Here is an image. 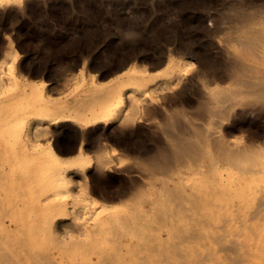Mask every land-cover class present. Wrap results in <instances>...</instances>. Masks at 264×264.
<instances>
[{
	"label": "rangeland",
	"instance_id": "rangeland-1",
	"mask_svg": "<svg viewBox=\"0 0 264 264\" xmlns=\"http://www.w3.org/2000/svg\"><path fill=\"white\" fill-rule=\"evenodd\" d=\"M3 2L0 6V258L5 261H0V264H103L105 257L99 250L89 253L95 247L124 250L123 255H115V264H228V252L224 250V244L229 239L235 238L238 233L244 236L256 233V229L262 231L264 217L252 219L250 216L252 222L246 212L242 215L240 213V216L226 213L222 210L225 206L219 208L215 204L217 202L209 203L204 196L196 199L197 204H182L188 210L183 213L179 209L180 205L172 203L163 194L161 190L167 177L172 186L175 183L174 188L182 191L185 179L180 176L189 171L191 176H196L199 167L179 165L176 168L179 171L175 169L174 172L160 174L162 177L153 172L150 174L149 171L144 174L146 171L143 172L138 163L143 158L147 161L153 155L144 150L157 148L171 153L162 131L161 113H153L157 115L155 118L158 121L154 122V119H146V111L142 110V116H145L139 120L137 116H140L138 114L141 108L133 102H126L122 113L128 116V122H135L126 132L118 125L81 131L71 124L61 123L50 126L48 133L40 138H36L33 133H25L22 113L29 105L37 113L43 108L39 95H35L32 101L25 96L23 87L28 81L36 87H40V81L50 83L48 91H52L51 97L59 100L60 106L63 105L61 109H66L73 102L72 96L75 97L77 91L80 93L86 88L83 79L89 81L90 76L98 75L99 83L106 84L111 77L136 63L150 77L149 86L156 87L163 81L167 62L173 58L181 63L179 65L183 67L187 77L202 71L199 74L204 76H200L199 80L202 81L199 84L203 86L194 85L186 91L181 87L177 88L170 95L181 94V101L171 102L167 107L179 111L182 109L181 113L184 114L182 119H178L184 123L188 118L203 131H211L216 123L229 128L236 112H243L241 108L231 111L230 115L223 118H208L205 116L207 113H201L196 104L200 103L202 91L208 87L213 88L214 84L215 87L220 85L224 89L231 87L227 70L223 72L226 68L223 48L231 39L234 41L231 40L232 44L228 45L232 49L236 39L250 37L248 26L251 29L255 23H264V16L258 14L260 12L264 15V0H24L13 5L6 4L5 0ZM250 8L253 14L259 16L254 14L252 21L245 17L246 13L252 14L248 13ZM234 9L237 11L236 16L233 15L236 12ZM211 67L218 69L211 70ZM207 68H210V72ZM5 111L17 112L18 116L4 120L1 115ZM41 114L44 115L43 112ZM242 117L251 124L245 122L241 127L230 130L231 132L226 130V139L232 144L262 146L264 138H257L255 133L259 126L264 125V109L247 112ZM6 122H11V127ZM159 127L161 128L158 129ZM155 130L157 133L152 132ZM99 136L101 141L97 139ZM82 137L85 139L84 150L88 156L95 158V151H99L100 155H108L107 159H115V164L107 170L94 166L85 175L69 174L65 176V182L60 181L63 166L66 167L77 154ZM49 143L57 147L56 151L63 160H57V163L51 155L44 160ZM206 146L208 149L204 147V151L210 150V153L212 149ZM42 148L44 154L41 152ZM141 149L146 155L144 152L141 155ZM137 155L143 158L139 159ZM136 157L140 162H136ZM55 162L57 164H53ZM132 164L139 168L136 169ZM46 165L52 167L48 168ZM55 170L59 171L56 172L57 177ZM48 172L50 175H47ZM150 175L152 179L155 177V181L147 179ZM177 184L179 187H176ZM133 191L144 193L130 201L133 204L130 205L129 199L127 203V196ZM157 193L161 195L158 198ZM223 197L229 198L227 194ZM64 211L70 214L68 223H80L84 228H68V231L66 228L62 230L57 224L51 229L50 220ZM159 212L161 219L157 218ZM135 214L143 227L145 225L147 230L142 228L145 234L141 230L137 236L128 233L120 238L102 227L109 217L136 216ZM247 216L252 225L257 223V228H253L254 225L248 228ZM96 223H100L99 230H95ZM240 223L241 226L238 225ZM249 229L253 232H248ZM185 234L192 236L186 237ZM174 248L180 250L181 254L172 253ZM127 250H137V253H128ZM160 251H163L162 254Z\"/></svg>",
	"mask_w": 264,
	"mask_h": 264
},
{
	"label": "bare ground",
	"instance_id": "bare-ground-1",
	"mask_svg": "<svg viewBox=\"0 0 264 264\" xmlns=\"http://www.w3.org/2000/svg\"><path fill=\"white\" fill-rule=\"evenodd\" d=\"M18 1L23 2L24 0H5L6 4H8V5H13ZM0 2H2V3H0V6H2L4 4L3 0H1ZM237 10H238V8H237ZM250 10H251V8H250ZM250 10L248 11V13L252 12V14L246 13V16H245L246 19L248 18L247 20L253 19L255 16L254 14H256V13L253 14V11L252 10L250 11ZM262 10H261V12H263ZM239 11H241V10H239ZM255 12H257V10H255ZM236 13H237V11L235 13H233V15H235ZM243 13L245 15V11ZM238 14H239V12H238ZM258 14H262L261 16H264L263 13L259 12ZM258 14H256V15L258 16ZM240 16L243 17L242 15H240ZM240 16H239V18H240ZM243 19H242V21H243ZM246 19H245V21H246ZM239 20H241V19H239ZM256 20H258V19H256ZM251 24L252 23H250V25ZM237 27H238V24H237ZM247 29H249V31H250L249 32L250 37H244L245 39H243V37L241 39V37H240L239 40L236 39L237 42H235L234 45H232L233 46L232 49H231V46L229 47V45L232 44V41H234L231 38L230 39L232 41L230 40L227 42L225 40L229 45L228 44L225 45L226 43L223 44L225 46L223 48L224 50H223L222 54H223V57H224L223 59L225 60L224 62L226 63V66L224 63H222V64H224V67H226V68L225 69L223 68L224 71H223V69H221V70L223 72H225V70H227L226 73L229 74L230 80L232 82L231 87L228 89H224V88H220L219 87L220 85L215 87V84H214V86L212 85L213 88L208 87L206 90L204 89L205 91L204 90L202 91V89H200L202 91L201 98H199L200 103L199 104L195 103L196 105H198V108L200 109L201 113H204V114H205V112L207 113V114H205V116L206 117L208 116V118L209 117L213 118V116H219V118H223L226 115H230L231 111L234 112L237 108H241L242 109L241 111H243V112H241V113L236 112L235 116L231 120V125L229 128L228 127L225 128L222 123H216L215 122L216 124L214 125V128L211 127L212 128L211 131H209V129L207 131H205V130L203 131V129L201 130L199 128V126H196L192 122H190V120L188 118L187 119L184 118L187 116L183 117L184 120L186 119V121L184 123L178 119V117H180L182 119V115L184 114V113H181L182 109L179 111L177 109L175 110V109H172L170 107L169 108L167 107L169 103H171V102L172 103H174V102L178 103L177 101L180 100L181 94L179 95V93H178L177 95H172L173 92H176L175 90L177 88L181 87V89L186 91V90H188L187 88H190V87L192 88V87H194V85L199 86L200 85L199 79L201 78L200 76H202V77L204 76V75L199 74L200 72H202V71H199V73L197 72L198 74L195 73L194 75L187 77L184 70L182 69L183 67L181 68L179 65L180 62H176V60H174L173 58H170L169 62H167L168 63L167 64V70L165 72L163 81L160 85H158L156 87L149 86L148 82L150 80V77L146 74V71H144L140 66H138L136 63H134V64L129 65V67H127V69H125L121 73L117 74L116 76L114 75L115 77H113V78L111 77L110 81L107 82L106 84H103L101 81H100L101 83H99V80H100L99 77L100 76H98V75L90 76L89 78H91V79L89 81H86L83 79V85L86 88L83 91H81L80 93H79V91H77L78 93L76 95L74 94L75 97L72 96L74 98L73 102L66 109H61L60 107L61 106L63 107V105L60 106L59 100L57 98L54 99L51 97L50 94L52 93V91L51 92L48 91L49 87H50V83L45 82V81H40V87H36L34 85V83H30L28 81L23 87V92H24L25 96L28 99H31L30 101H32L33 100L32 98H34L35 95H39L43 101V108L41 111H39V113L34 112L33 106H30V105L27 106V108L25 110H23L22 116L25 120V123L23 122L24 129L26 130L25 133L27 132L28 135L33 133L32 135H35L36 138H40L43 136V134L46 135V133H48V130H50V126L61 124V123L71 124L81 131H84V130H86L88 128H92V127H96V128L100 127V129H101V127L105 128V127H108L110 125H118L122 130L125 131V130L129 129L130 127L134 126L135 122L130 123L127 121V120H129L128 116L123 115V113H122L123 112V105L126 102H130V103L133 102V103L137 104L138 107L141 108L140 113L138 114L140 116H137L139 118V120L143 119L144 116L146 115L147 116L146 119H148L149 121L155 120L154 122H158V121H156L157 115H154L153 113H161L162 114L163 118L160 116L162 118V121L160 120L161 121V127H162L163 134L165 136V139L167 141L169 150L171 151V153H167V152L161 151L157 148H147V150H144V151L145 152L147 151L149 153L152 152L151 155L153 154L151 156V158L148 159L147 161L144 160L143 157H139L137 155L139 159L143 158V160H141V162L143 161V163H141L139 161V159H137V157H136V162H137V160H138V162H140V163H138V166L141 168V170L143 168V170H144L143 172L146 171L144 174H146L147 171H149L150 174H152V172H153L154 174L156 173L159 175L163 174V173L174 172L175 169L177 168V166H179V165H184V166L190 165L192 167H199V170H198V173L196 176L195 175L191 176L189 174L190 171L189 172H183L182 171L183 175L181 173L182 176H180V177L182 179H185V183H184V185H182V187L184 186V190H182V191H178L176 188H174L175 183H174V186H172L173 184L171 185V182L169 181L168 177L164 180L165 184L163 185L161 191L164 192L163 194L165 196H167L168 198L171 199L172 203L180 205L179 209L182 210L183 213H185L188 210H187V208L182 207V204H185L186 202H189V204L190 203H192V204L196 203L197 204L198 201H196V199L204 196L208 201H210L209 203H211L212 201L217 202L215 204L219 208L225 206V208L222 210L224 212L226 211V213H230V214H234V215L237 214L238 216H240L239 215L240 213L242 215V213L246 212V214H249L248 216H249L250 221H252L253 218L254 219L257 217L262 218V217H264V144L262 146H257V145L247 144V143H244V144L233 143L232 144V142L230 143V141L228 139H226L227 136L224 135V132L226 130H229V132H231L233 129L241 127L242 124H244L245 122L247 123L248 120H245L244 117H242L245 114H247V112H250V111L254 112V110L257 111V109H261V110L264 109V23H259V24L255 23L253 25V27L251 26V29L249 28V26ZM221 43H222V41H221ZM211 64L212 63H210V66H213V64L212 65ZM215 65H217V64H215ZM221 65H219V67ZM221 67H223V66H221ZM215 68L211 67V70L215 69ZM216 69H218V68H216ZM204 70H205V68L203 69V72H204ZM222 71L220 73H222ZM208 72H210V70ZM212 72H211V74H212ZM218 72H219V70H218ZM216 78H218V77H216ZM68 82H70V81L68 80ZM63 83L65 84V82H63ZM59 86H61V85H59ZM200 86H203V84H201ZM204 87H206V86H204ZM61 89H63V88H61ZM66 89H65V91H66ZM78 90H80V89H78ZM183 90L181 92H183ZM170 93H172V94L170 95ZM174 94H176V93H174ZM28 99H26L27 103H28ZM196 109H197V107H196ZM199 109H197L198 110L197 112H199ZM142 110L146 111L145 115L143 114L144 116H142ZM5 112L6 113H3L4 115L3 114L1 115V117L4 120H11L12 117L18 116L17 112H11V111H5ZM41 112H43L44 115L41 114ZM195 112H193V113L195 114ZM155 116H156V118H155ZM238 117H240L241 120H239ZM192 121H194V120H192ZM143 122H144V120H143ZM207 122H208V120H207ZM6 123H7L6 125H8V126L12 125L11 122H6ZM248 123H250V122H248ZM143 125H145V124H143ZM20 127L22 128V125H20ZM161 127H159L158 129H160ZM96 128H95V130H96ZM151 129L153 130V128H151ZM258 129L259 130L255 133V136H257V138H264V125L259 126ZM23 130L21 129L22 132H24ZM247 130H249V128H247ZM130 131H132V130H130ZM104 132H105V130H104ZM106 132H108V131H106ZM152 132H156V130L152 131ZM86 133H88V132H86ZM159 133H160V131H159ZM126 134H124V135L126 136ZM227 134H228V132H227ZM101 136H103V135H101ZM108 136H109V134H108ZM113 136H114V134H113ZM140 136H141V134H140ZM144 136H142V137H144ZM83 137H84V135H83ZM83 137L80 140V145L78 147V151H77V154L75 155V157L73 159H70V161L66 167L63 166L64 168L63 169L61 168L62 169L61 175H63V177L61 179H60V177L58 178V179H60V181L62 180L65 182V180H66L65 176H67L69 174L74 175V176L75 175H85L94 166H96L97 168H100V169H106L107 170V169H111L110 167L112 166V164H115L114 163L115 159L114 160L112 158L107 159L106 156H108V155L101 153L103 155L102 156V155H100L99 151H97V152L95 151V153H96L95 158H93L92 156H88L84 150V146H85L84 140L85 139ZM110 137L112 138V135ZM134 137H135V135H134ZM104 138H106V136ZM147 138H149V137H147ZM30 139L31 138H29V140ZM95 139H96V137H95ZM95 139H94V141H95ZM97 139H98V141H101L100 136ZM106 139L109 140V138H106ZM103 140L106 141L105 139H103ZM32 142H33V140H32ZM121 142H122V140H121ZM33 145H35V144H33ZM37 145H35V147L39 148L40 146L38 145L39 146L38 147ZM206 145H208L209 148L212 149L210 153H208L210 150L208 152L206 151L207 153L204 151V147ZM56 148L57 147H55L52 143H49L48 147L46 148L47 151H45L48 156L45 154L46 156H45L44 160L47 157H50V155L55 158L56 162H57V160H63L61 155H59L58 152L56 151ZM144 148H145V146H144ZM158 148H159V146H158ZM206 149H208V148H206ZM141 150H142V152H140ZM141 150L139 152L142 155V153L144 151H143V149H141ZM43 151H44V149L41 150L42 153H43ZM133 151H134V149H133ZM137 152H138V150H137ZM145 152H144V154L146 155ZM134 153H136V152H134ZM43 154L40 156H43ZM144 154H143V156H144ZM147 155H149V154H147ZM44 160H43V162H46ZM41 161H42V159H41ZM52 161H54V160H52ZM52 161H51V163H52ZM144 161H146V162H144ZM56 162L53 164H57L59 161L57 163ZM48 163H49V161H48ZM132 165H134V164H132ZM50 166H47V167L49 168ZM190 166L188 168H190ZM54 167L55 166L53 165V168ZM133 167H135V165ZM139 167H137V168H139ZM106 170H104V171H106ZM48 171H50V170H48ZM176 171H179V170L176 169ZM52 172H54V170ZM56 172H57V170H55V175H56ZM139 172H141V171H139ZM175 173H178V172H175ZM48 174H49V172L47 173V175ZM140 174H142V173H140ZM151 176L152 175H150V178L148 177L147 179H149V181H155V180H153L155 178L154 177L155 175L153 176L154 177L153 179ZM160 176H159V179H161V177H162V176L161 177ZM56 177H57V175H56ZM48 180L50 181V179H48ZM52 180H54V179H52ZM172 182H173V180H172ZM177 182H179V181H177ZM181 183L183 184L182 181H181ZM177 186H178V184L176 185V187ZM158 189H160V188H158ZM179 190H181V189H179ZM156 191L160 192V190L159 191L156 190ZM121 192L122 191H120V193ZM143 193H144L143 191H137V192L132 193L131 195L129 194V197L127 196V203H128V199H129V204L131 205L132 203H130V201L132 202L133 200H135V198H138V196L143 195ZM226 194L229 196L228 199H225L223 197ZM58 195H61V194L58 193ZM58 195H54V196L52 195V196L58 197ZM157 195H158V193H157ZM159 196H161V195L159 194L157 196V198ZM47 200H49V199H47ZM208 201H206V202H208ZM124 202H126V201H124ZM162 204H164V203H162ZM135 205H137V203ZM139 206L140 205H138L137 207H139ZM139 208H141V207H139ZM65 210H67V208ZM122 211H124V210H122ZM142 211H140V212H142ZM203 211H205V210H203ZM134 212H136V211H134ZM143 214H144V212H143ZM160 214L161 213L159 212L157 215L158 219L162 218V216ZM69 216H70V214L68 213V211H64L63 213H60V212L57 213L50 220L51 229H52V226L56 227L55 225H57V224H58V227L60 225L62 230H63V228H66V230H68V228H69V230L70 229L72 230V228L73 229L75 228L77 230L78 229L82 230V228H84V226H81L80 223L79 224H77L75 222H74L75 224L74 223L72 224L71 222L68 223L67 220H70ZM228 216L229 215H227V217ZM248 216H247V221H248L247 226H248V228H250L252 224L249 221ZM250 216L252 219L250 218ZM242 218H243V216H242ZM242 218H239V219H242ZM75 221H77V220H75ZM243 221L245 222L244 219H243ZM259 222H261V221L259 220ZM142 223H145V222L142 221ZM241 223H243V222H241ZM241 223L238 225L241 226ZM99 224H97V223L95 224V230L98 229ZM256 224H253L254 226L252 225L253 228H257V227H255V226H257ZM260 225H262V224L260 223ZM102 227L103 228L105 227L107 230H110L111 234L113 236L122 238V236L124 237L128 233H130L134 236L139 235V232L142 230V228H145V225L143 227V225L139 222L137 215L136 216L123 215V216H118V217H109L108 222L105 225L103 224ZM147 228H148V226H147ZM81 230H79V231H81ZM145 230H147V229L145 228ZM0 231H1V229H0ZM244 231L245 230H243V233L246 234ZM249 231H250V229L248 230V232ZM256 231H257L256 233H253V234L249 233L250 235L246 234L244 236H243V234L238 233L235 235V238H233L231 240L229 239V241L224 244V250H226L228 252V256L226 258L228 264H264V226L262 227V231L259 230L260 231L259 232L257 229H256ZM250 232H253V231L251 230ZM142 233H144L143 230H142ZM3 234H5V233H3ZM90 235H91V233H90ZM96 235H98V234L96 233ZM101 235H103V234H101ZM185 236L189 237L192 235L191 234H185ZM219 237H221V236H219ZM94 239H95V236H94ZM220 239H222V238H220ZM123 240H125V238H123ZM216 240L214 242H216ZM222 241H224V239H222ZM98 243H100V242H98ZM119 243H120V241H119ZM121 243H122V239H121ZM123 243H124V241H123ZM101 244H102V242H101ZM100 246H102V245H100ZM135 246H137V245H135ZM109 248H108V250H105V249H98L95 247V248L91 249V251L89 253H94L95 251L99 250L105 257L103 264H115V259H116L115 255L116 254L123 255L124 250H121L120 248L109 250ZM222 249H223V247H222ZM127 252L128 253H130V252L137 253V250H127ZM162 252L163 251H160L161 254H162ZM171 252L176 254V255L181 254V251L178 250L177 248H174L173 250H171ZM191 254H193V253H191ZM87 257H88V255H87ZM196 258H198V257H196ZM181 260L183 261V258ZM198 260H199V258H198ZM208 260L210 261V259H208ZM0 261H5V259L0 258ZM77 261H79V260H77ZM200 261H202V260H200ZM42 264H44V263H42Z\"/></svg>",
	"mask_w": 264,
	"mask_h": 264
}]
</instances>
